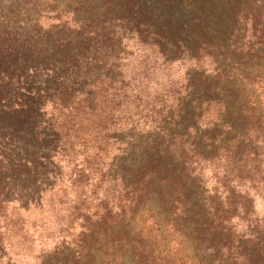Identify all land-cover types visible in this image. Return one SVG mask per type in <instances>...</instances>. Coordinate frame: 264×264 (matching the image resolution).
I'll list each match as a JSON object with an SVG mask.
<instances>
[{
  "label": "trees",
  "instance_id": "16d2710c",
  "mask_svg": "<svg viewBox=\"0 0 264 264\" xmlns=\"http://www.w3.org/2000/svg\"><path fill=\"white\" fill-rule=\"evenodd\" d=\"M60 181L37 264H264V0H0V208Z\"/></svg>",
  "mask_w": 264,
  "mask_h": 264
},
{
  "label": "rangeland",
  "instance_id": "374dc122",
  "mask_svg": "<svg viewBox=\"0 0 264 264\" xmlns=\"http://www.w3.org/2000/svg\"><path fill=\"white\" fill-rule=\"evenodd\" d=\"M112 150L113 147L108 151ZM81 151L82 148L76 149L71 155L76 168L85 166L81 161ZM57 160L63 170H66L64 161L58 156ZM67 168H72V165ZM254 199L255 216L264 226V198ZM80 200L81 198H74L65 181H60L41 194L37 207L19 209L13 204L3 205L0 208L1 262L8 260L11 264H37L51 243L59 240L58 224L67 221V214ZM49 232L50 236L47 234Z\"/></svg>",
  "mask_w": 264,
  "mask_h": 264
}]
</instances>
